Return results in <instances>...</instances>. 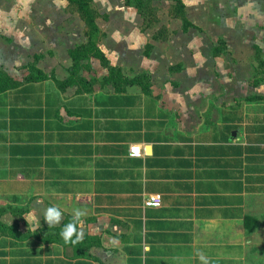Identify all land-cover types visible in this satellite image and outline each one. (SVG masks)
Returning a JSON list of instances; mask_svg holds the SVG:
<instances>
[{"label":"crops","instance_id":"crops-1","mask_svg":"<svg viewBox=\"0 0 264 264\" xmlns=\"http://www.w3.org/2000/svg\"><path fill=\"white\" fill-rule=\"evenodd\" d=\"M181 1L186 30L169 7L174 27H145L125 3L104 25L96 16L98 49L125 76L148 75V92L105 82L95 57L81 70L86 81L60 84L87 30L74 27L69 10L49 29L23 28L18 19L49 10L0 6L9 14L0 70L18 82L0 90V264H202L197 252L208 264H249L264 220V77L256 82L254 48L264 58V4L231 5L230 21L208 23ZM160 28L167 38L153 39ZM219 42L225 51L213 55ZM34 62L47 77L24 81ZM130 145L141 154L130 156ZM147 194H159L160 206H144ZM50 207L61 212L53 227ZM77 209L85 215L72 239L83 238L66 244L61 232Z\"/></svg>","mask_w":264,"mask_h":264},{"label":"rangeland","instance_id":"rangeland-1","mask_svg":"<svg viewBox=\"0 0 264 264\" xmlns=\"http://www.w3.org/2000/svg\"><path fill=\"white\" fill-rule=\"evenodd\" d=\"M183 1L187 5L190 15H192L195 21L199 22L200 21L199 18L201 19L202 17L204 18L208 17V23H215V21L218 20L216 16L220 17V15L221 17L224 18V20L226 19L230 21L231 18L233 17L231 10H230L231 5H233L236 9H239V8L242 9L246 7L251 8V6L259 7L261 4H264V0H183ZM123 3H124L123 0H90L91 9L94 11L95 15L98 16V21L101 22L100 23L101 25H104L103 23L107 21V16L111 14L113 15V19L118 18L119 10L121 6H123ZM19 4L30 6L32 10H38V9L49 10V12H44V13H38V12L27 13L26 14L27 19H24V20L23 18L18 19L19 21L18 24L20 27L24 28L26 27V23H29L30 25L29 26L27 25V27L48 28L49 29L51 28L50 27L51 25L49 24L50 19H53L54 16L61 14L60 13L61 10L63 11L69 10L71 11L70 13L71 17L69 18H71L72 21L75 22L74 27L77 28L78 31H83V29L87 30V27L84 26L81 20L78 19L75 7L72 4H70L67 0H3L2 2H0V6L2 5H16L17 6ZM173 4H174V1L172 0L153 1L152 5L157 10L155 11V16L151 17L149 23H152L153 26H155L157 22L160 24L168 23L169 26H171L173 22H170V20L168 19L167 8L169 7L170 9V7ZM134 9L136 8L135 7L131 8V10L135 12ZM52 10H55L56 13H52L53 12ZM200 10H204L206 13L205 14L198 13L200 12ZM7 15H9L7 12L0 13V38H2L0 40H3V41H6L7 39H9L7 31H6L7 27L9 26L8 19L5 18ZM237 16H239V18L243 16L247 18L248 14H245V15L239 14ZM234 18H237V17H234ZM125 20L129 22L131 20L132 21L135 20V18L133 14L129 12L125 14ZM154 20L156 22H153ZM239 20L248 22L247 19H239ZM45 23H48V26L44 25ZM59 26L60 25L58 24L57 28H59ZM172 26L174 27L175 25L173 24ZM211 31H212L211 29L207 31L208 35L211 34ZM128 32H130V29L128 30ZM197 37H199L198 33H193V35L189 38L194 40ZM245 40L247 44L251 42V41H248L247 39ZM185 42L188 43L189 40ZM184 45H185L184 42L182 43V45L179 44V46H184ZM179 46L177 45L176 48ZM207 47H209V44ZM231 48H235V45H233V43L231 45ZM238 49L242 55L248 52V49L246 46L243 48H238ZM161 51L162 49H160L159 53ZM205 51H206V48L202 47L201 49H198L193 54V56L196 53H197L196 56H199L200 52L203 54ZM231 54L232 52H230V54L226 56H231ZM129 76H135V75L130 74ZM249 264H264V220H261L259 222L258 228L256 230V236L254 240H252V243L250 245Z\"/></svg>","mask_w":264,"mask_h":264},{"label":"trees","instance_id":"trees-1","mask_svg":"<svg viewBox=\"0 0 264 264\" xmlns=\"http://www.w3.org/2000/svg\"><path fill=\"white\" fill-rule=\"evenodd\" d=\"M72 4L77 12L79 13L81 19L84 21L87 27L86 36L87 41L83 44L77 45L74 49L68 52L71 59V72L66 80L60 82V84H67L68 82L73 81H86L81 74V70L89 69L87 62L90 57H95L100 61V64L108 70V74L103 78L105 82H110L113 84H128V85H138L142 88L143 91L148 92L150 86L149 76L146 74H138L132 77L125 76L122 71L113 67L109 64L106 57L98 49L96 45V40L98 39L99 29L95 24L96 15L91 9L90 0H67ZM156 0H124L125 5L133 6L141 14L144 20V26L150 27L152 23H149L151 17L155 16V11L157 10L152 2ZM174 4L169 9V15L174 18H179L182 21L183 29L186 30L191 24L185 18V9L184 4L181 0H173ZM153 22H156L155 20ZM167 31L164 28H160L153 35V39H166ZM147 47L150 48V45ZM257 59V68L256 73L261 75L260 77H255L256 82L264 77V58H261V48L257 45H254ZM225 51L223 42H219L217 46L213 48V55H219ZM28 74L25 76L24 81H34L42 80L47 77L40 69L35 66V62L28 64L26 66ZM18 82L10 79L4 72L0 70V90L5 88L14 87ZM88 84L91 85V82L88 81ZM2 210L0 209V213ZM0 228H5L0 223Z\"/></svg>","mask_w":264,"mask_h":264},{"label":"clouds","instance_id":"clouds-1","mask_svg":"<svg viewBox=\"0 0 264 264\" xmlns=\"http://www.w3.org/2000/svg\"><path fill=\"white\" fill-rule=\"evenodd\" d=\"M45 222L47 223L48 227H53L54 225L58 224L61 220V212L59 211L58 208L56 207H50L46 210L45 212ZM85 213L79 209L75 210V215H74V222L68 224L64 230L61 232V236L64 240V242L67 243H77L83 238V233H79L76 235V239L73 240L72 237L74 234H76L77 229L75 227V222L76 221H81V217L84 216ZM29 217L31 218L30 222L33 223L34 227L33 230L35 231V228L39 227V221L36 218V216L33 213H29ZM26 219H28L26 217ZM197 256L201 260L202 264H208L207 259L201 252H197Z\"/></svg>","mask_w":264,"mask_h":264},{"label":"built area","instance_id":"built-area-1","mask_svg":"<svg viewBox=\"0 0 264 264\" xmlns=\"http://www.w3.org/2000/svg\"><path fill=\"white\" fill-rule=\"evenodd\" d=\"M128 151L130 156H139L141 154L139 147L136 145H130ZM160 199L159 194H147L144 198V206L158 207L161 204Z\"/></svg>","mask_w":264,"mask_h":264}]
</instances>
